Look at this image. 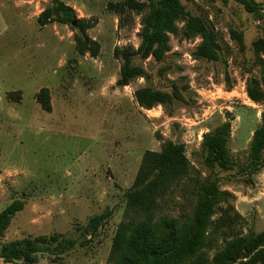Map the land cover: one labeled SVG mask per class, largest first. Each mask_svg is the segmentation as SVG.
<instances>
[{"label": "rangeland", "instance_id": "obj_1", "mask_svg": "<svg viewBox=\"0 0 264 264\" xmlns=\"http://www.w3.org/2000/svg\"><path fill=\"white\" fill-rule=\"evenodd\" d=\"M59 1L86 21L88 36L99 44L97 56L79 54L78 30L38 22L53 0H0V213L16 200L24 203L0 235V246L55 233L80 238L92 216L108 210L112 215L85 247L59 258L37 254L35 263L0 259V264H108L117 229L126 221L125 194L143 155L161 151L167 142L184 144L202 178L217 175L221 189L232 195L235 221L226 226V204L216 208L214 224L223 228L215 235V246L202 251L204 257L211 259L224 239L263 232L264 169L250 174L243 168L264 117V101L255 103L247 93L251 79L264 92L257 64L264 55L254 50V42L264 38V0H254L259 16L234 0H181L191 16L201 17L216 32L221 58L196 57L200 37L171 35L170 52L162 62L133 58L146 76L125 87L117 85L123 62L114 52L140 46L144 13L128 11L122 18L109 8L125 0ZM184 25L179 23L181 29ZM147 87L177 91L181 99L141 108L135 92ZM44 88L51 112L36 99ZM227 121L234 167L212 172L205 163L204 135ZM192 192L188 182H181L161 201L159 232L163 219L191 213Z\"/></svg>", "mask_w": 264, "mask_h": 264}, {"label": "trees", "instance_id": "obj_2", "mask_svg": "<svg viewBox=\"0 0 264 264\" xmlns=\"http://www.w3.org/2000/svg\"><path fill=\"white\" fill-rule=\"evenodd\" d=\"M222 1L227 3L230 0ZM234 1L241 4L247 12L260 15V8L254 0ZM109 8L122 18L128 11L144 13L139 34L140 46L136 50L130 47L115 49V57L123 62L118 86H129L134 79L146 76L143 67L133 65L134 57L139 56L144 60L154 58L157 62H162L170 52L171 35L200 37L201 43L195 56L208 61L221 58L222 48L216 32L201 17L191 16L181 0H125L110 4ZM38 22L41 25L61 23L78 30L74 39L79 54L90 52L92 56L98 55L99 44L88 36L86 21L78 19L75 10L63 2L53 0V5L40 14ZM181 22L185 23L182 29L179 27ZM238 38L241 41V35ZM254 50L257 54L264 55V38L254 42ZM257 64L261 68L264 82V59L258 58ZM247 93L255 103L264 101V92L257 79L248 82ZM47 94L48 90L44 88L36 99L44 111L51 112ZM135 99L141 108L150 110L170 105L181 98L177 91L169 94L147 87L138 89ZM230 133L231 122L227 121L214 132L204 135L202 146L206 153L205 163L212 172L216 168L230 170L234 167L228 146ZM263 169L264 117L262 124L254 132L248 163L243 171L257 174ZM220 181L217 175L202 178V174L188 159L184 144L167 142L159 152L146 151L134 183L125 194L126 221L117 229L108 264H264V231L238 235L231 240L224 239L223 247L211 259L201 254L204 249L215 246V235L223 228L213 221L218 206H227L224 211L226 218L223 220L226 226L235 221L230 215V211H234L230 205L232 195L221 189ZM181 182H188L192 187L195 205L190 214L180 216V221L163 219L159 232L157 217L161 201ZM23 209L24 203L16 200L0 213V235L9 229L13 218ZM111 215L112 211L108 210L92 216L80 238L55 233L3 243L0 246V259L10 263H35V256L41 253L62 257L78 247L88 245Z\"/></svg>", "mask_w": 264, "mask_h": 264}, {"label": "water", "instance_id": "obj_3", "mask_svg": "<svg viewBox=\"0 0 264 264\" xmlns=\"http://www.w3.org/2000/svg\"><path fill=\"white\" fill-rule=\"evenodd\" d=\"M74 24H76V22Z\"/></svg>", "mask_w": 264, "mask_h": 264}]
</instances>
